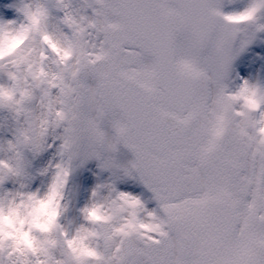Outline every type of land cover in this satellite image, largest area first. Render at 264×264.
I'll return each mask as SVG.
<instances>
[{
    "label": "snow or ice",
    "instance_id": "snow-or-ice-1",
    "mask_svg": "<svg viewBox=\"0 0 264 264\" xmlns=\"http://www.w3.org/2000/svg\"><path fill=\"white\" fill-rule=\"evenodd\" d=\"M0 264H264V0H0Z\"/></svg>",
    "mask_w": 264,
    "mask_h": 264
}]
</instances>
